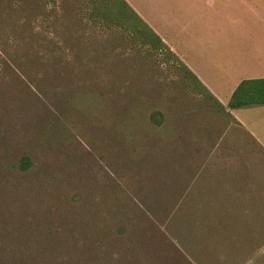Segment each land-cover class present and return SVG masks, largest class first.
Returning a JSON list of instances; mask_svg holds the SVG:
<instances>
[{"label":"rangeland","instance_id":"374dc122","mask_svg":"<svg viewBox=\"0 0 264 264\" xmlns=\"http://www.w3.org/2000/svg\"><path fill=\"white\" fill-rule=\"evenodd\" d=\"M18 1L0 17V264H264L263 147L118 0L101 21L93 0Z\"/></svg>","mask_w":264,"mask_h":264},{"label":"crops","instance_id":"0c3cea01","mask_svg":"<svg viewBox=\"0 0 264 264\" xmlns=\"http://www.w3.org/2000/svg\"><path fill=\"white\" fill-rule=\"evenodd\" d=\"M124 1L264 149V104L227 105L242 80L264 75V0Z\"/></svg>","mask_w":264,"mask_h":264},{"label":"trees","instance_id":"16d2710c","mask_svg":"<svg viewBox=\"0 0 264 264\" xmlns=\"http://www.w3.org/2000/svg\"><path fill=\"white\" fill-rule=\"evenodd\" d=\"M15 1H18V0H15ZM20 1H22V4L18 1L19 3H17L16 6H18L21 10H23L26 5L27 6L30 5V2H28L29 0L28 1L27 0H20ZM53 1L56 2V0H53ZM93 1L95 3V6H93V9H91V17L93 19L95 18L96 21H98V19H99V21H101L106 16V13H108L110 15L109 8H108V6H109L108 0H106V2H104V0H101L99 2V4L97 3L96 0H93ZM117 2H118V6H117L118 8H117L116 16H117L118 20L129 21V20H126L122 14L123 8L125 10L127 9L136 18V21H135L136 23H140L142 26H144L146 28V30L148 31V33L150 34V36H152V38H154V40L158 41V43H162L165 47H167L162 42V40L155 34V32L150 30L148 28V26L142 20L139 19L137 14L134 13V11L128 6V4H126V2L124 0H118ZM98 5L100 6V8L103 9L104 12H102L101 9L98 8ZM5 6H9V8H10L12 5H10V3H8V2H2V0H0V17L2 15V11L5 9L7 10V7H5ZM96 9L97 10L100 9L98 11L99 12L98 14L103 16L102 19L97 15ZM18 21L21 23V27H19L20 30L16 31V36L18 38H20V40H23V41H25V40L32 41L33 35L37 34L38 32H35L33 30V28L30 27V25L28 26L29 20L27 19V15H23L20 12ZM130 22H132V21H130ZM168 50H169V48H168ZM10 51L11 50H7L6 48H2V49L0 48V54L5 55L8 58L13 57L9 53ZM25 57H28V56H25ZM174 57H176V56L174 55ZM176 59H178V58L176 57ZM178 61L182 64V62L179 59H178ZM182 65L184 66V64H182ZM184 69L200 86V84H199L200 82L193 75V73L190 70H188L185 66H184ZM262 104H264V75L261 78L242 80L237 85V87L234 89L227 105L229 108H239V107H250V106L262 105Z\"/></svg>","mask_w":264,"mask_h":264}]
</instances>
